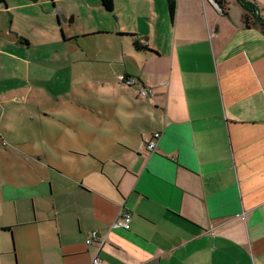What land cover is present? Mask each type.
<instances>
[{
	"label": "crops",
	"instance_id": "1",
	"mask_svg": "<svg viewBox=\"0 0 264 264\" xmlns=\"http://www.w3.org/2000/svg\"><path fill=\"white\" fill-rule=\"evenodd\" d=\"M245 1L264 20V0ZM227 2L224 15L215 0H177L170 28L167 0H114L112 13L82 0L92 8L75 13L81 23L65 29V42L109 37L117 49L76 61L71 77L100 87L111 101L102 124L114 127H76L80 141L69 150L101 154L60 158L58 243L38 242L39 264H264V32L246 29L247 12ZM2 39L0 55L19 59L26 38ZM120 75L137 86L118 88ZM143 87L153 96H138ZM8 187L0 194V264H17L9 235L39 222L5 220L11 203L18 217L19 201L34 198L29 186ZM121 210L131 216L128 231L115 227ZM93 232L98 240L88 245Z\"/></svg>",
	"mask_w": 264,
	"mask_h": 264
},
{
	"label": "rangeland",
	"instance_id": "2",
	"mask_svg": "<svg viewBox=\"0 0 264 264\" xmlns=\"http://www.w3.org/2000/svg\"><path fill=\"white\" fill-rule=\"evenodd\" d=\"M90 7L84 6L82 0L81 3L80 0H40L37 3L0 0L1 31L7 29L14 35L24 36L27 46L18 47L19 59L0 55V60L4 61H0V194L13 184L29 186L27 191L34 198L19 201L18 217L11 203L5 220L14 223L19 219L24 223L35 216L39 222L36 226L13 229V237L9 235L10 243L15 246L17 264H39L37 245L40 240L43 244L58 243L53 214L59 183H64L56 171L60 170V158H70L71 151L101 154L83 148L69 150L76 147L75 139L80 141L76 127L90 130L98 126L114 127L102 124L100 114L109 111L111 101L101 99L100 87L77 84L71 77V65L76 61L86 56L102 58L107 48L117 49L116 39L109 37L87 39L81 36L65 42V29L70 26L76 30L81 23V20L74 22L75 13L82 11L87 16ZM100 17L108 25L114 22L101 14ZM97 19L90 16L87 22L97 26ZM168 24L171 28L169 17ZM0 42H4L2 37ZM133 44L134 41H125L124 47L135 56ZM117 83L120 88L119 81ZM117 92L121 90L116 88V95ZM3 142L7 144L5 147ZM2 208L0 206V211ZM47 252L45 250L46 255Z\"/></svg>",
	"mask_w": 264,
	"mask_h": 264
},
{
	"label": "trees",
	"instance_id": "3",
	"mask_svg": "<svg viewBox=\"0 0 264 264\" xmlns=\"http://www.w3.org/2000/svg\"><path fill=\"white\" fill-rule=\"evenodd\" d=\"M5 2V0H1ZM29 3H37L40 0H26ZM238 3L242 6V8L247 12L244 15V25L246 29H250L251 27H260V29L264 32V20L257 17V8L254 4L245 1V0H237ZM103 8L107 13H112L114 11V0H100ZM217 5L220 7L222 13L224 15H228L229 12V4L227 0H215ZM168 12L170 19L174 21L177 7V0H167ZM135 48L139 49V44L135 43ZM10 231V229H6Z\"/></svg>",
	"mask_w": 264,
	"mask_h": 264
},
{
	"label": "built area",
	"instance_id": "4",
	"mask_svg": "<svg viewBox=\"0 0 264 264\" xmlns=\"http://www.w3.org/2000/svg\"><path fill=\"white\" fill-rule=\"evenodd\" d=\"M118 81L121 85L128 87V88H133L137 86V80L135 78H130L126 75H120L118 76ZM138 96L141 98H147V97H152L153 96V90L152 89H147V88H141L138 92ZM160 133H155L152 137L151 140L146 142V149L149 153H153L156 151V141L160 138ZM3 146L5 147L7 144L6 142L2 143ZM130 223H131V216L128 212L121 210L119 214V220L116 223L115 227L122 228L126 231L130 229ZM98 240V232H93L90 236V238L87 240V244L91 245L95 241ZM91 264H101V260L99 258H95Z\"/></svg>",
	"mask_w": 264,
	"mask_h": 264
},
{
	"label": "water",
	"instance_id": "5",
	"mask_svg": "<svg viewBox=\"0 0 264 264\" xmlns=\"http://www.w3.org/2000/svg\"><path fill=\"white\" fill-rule=\"evenodd\" d=\"M70 22H71V21H70ZM0 36L4 37V38L7 39L9 42H11V41L9 40V37L13 36V34L10 33V32H3V31L0 30Z\"/></svg>",
	"mask_w": 264,
	"mask_h": 264
}]
</instances>
